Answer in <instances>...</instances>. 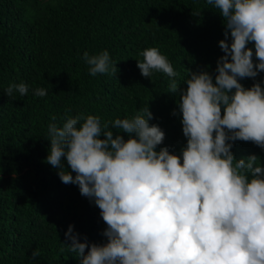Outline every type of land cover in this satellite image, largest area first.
<instances>
[{"label":"trees","instance_id":"trees-1","mask_svg":"<svg viewBox=\"0 0 264 264\" xmlns=\"http://www.w3.org/2000/svg\"><path fill=\"white\" fill-rule=\"evenodd\" d=\"M0 264H264V0H0Z\"/></svg>","mask_w":264,"mask_h":264}]
</instances>
